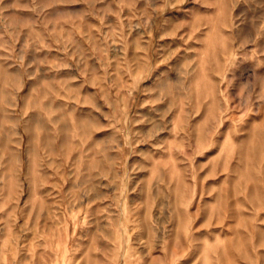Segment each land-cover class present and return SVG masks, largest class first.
Masks as SVG:
<instances>
[{"label":"rangeland","instance_id":"rangeland-1","mask_svg":"<svg viewBox=\"0 0 264 264\" xmlns=\"http://www.w3.org/2000/svg\"><path fill=\"white\" fill-rule=\"evenodd\" d=\"M0 264H264V0H0Z\"/></svg>","mask_w":264,"mask_h":264}]
</instances>
